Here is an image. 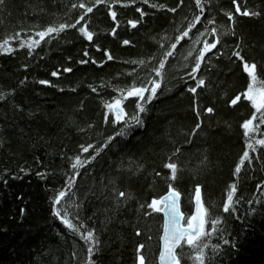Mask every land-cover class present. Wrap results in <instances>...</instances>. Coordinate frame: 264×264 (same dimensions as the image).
I'll use <instances>...</instances> for the list:
<instances>
[{
	"label": "trees",
	"instance_id": "16d2710c",
	"mask_svg": "<svg viewBox=\"0 0 264 264\" xmlns=\"http://www.w3.org/2000/svg\"><path fill=\"white\" fill-rule=\"evenodd\" d=\"M80 3L93 12L76 24L84 14ZM202 3L201 21L168 57L156 97L147 103L145 93V101H139L147 111L138 112V98L124 102L125 112H135L143 123L120 137L116 133L124 122L112 123L115 117L105 102L119 98L117 89L133 81L144 86L158 79L152 69L201 15L195 0H5L0 7V42L17 38L10 40L13 53H0V264H87L90 244L53 215V197L65 189L56 207L85 235L94 230L99 242L92 257L95 264H138L140 244L145 245L139 250L145 264H158L163 216L148 205L169 185L182 193L186 219L195 186H202L210 215L220 221V236L206 241L220 245L214 264H264V146L255 143L264 139V124L248 138L255 150L247 148L242 128L255 112L242 95L250 83L243 63H255L258 79L264 80V0ZM237 3L241 11L259 15L236 13ZM229 12L234 19L226 15ZM213 18L215 24H209ZM129 21H138L137 26ZM60 24L76 27L50 34L34 50L19 46ZM84 25L93 33L91 41L79 32ZM213 27L220 43L192 73L203 43L191 58L185 51L196 46L198 31ZM204 38L214 42V35ZM237 51L244 61L233 55ZM199 79L204 85L189 92ZM237 95L241 99L233 105ZM109 137L115 139L109 143ZM82 145L93 147L84 152ZM244 151L252 159L237 175ZM77 157L84 165L73 169ZM167 163L177 165L175 180L164 167ZM233 183L237 193L230 215L223 213V203Z\"/></svg>",
	"mask_w": 264,
	"mask_h": 264
},
{
	"label": "snow or ice",
	"instance_id": "6c2138e0",
	"mask_svg": "<svg viewBox=\"0 0 264 264\" xmlns=\"http://www.w3.org/2000/svg\"><path fill=\"white\" fill-rule=\"evenodd\" d=\"M105 0H95L96 4L104 3ZM118 2V0H117ZM134 2V0H133ZM144 3H148V0H143ZM183 0H181V3ZM235 3V0H233ZM197 6L200 7L201 15H196L194 20L189 23L187 30L183 31L177 38L176 43L171 45V49L164 53V58L159 61L158 67H154L152 71L155 73V77L148 81V85L144 86H136L135 81H133L132 85L125 89H117L119 91V98H114L113 102H105L104 107L108 110V112L114 114L113 124H118L121 121L124 122V126L120 129L119 132L116 133V136H126L128 131L132 129L134 125H142L143 121L141 117L135 112L132 115H128L124 109V102L129 97L138 98L136 102V109H138L139 113H144L147 111V108L143 103L139 101H145V93H149L147 96V103H151V101L156 97L158 89L161 87V83L164 79V69L167 63L168 57L174 55V50L176 49L177 44L181 41L185 40V38L189 37V33L197 27V24L201 21V16L204 12V5L202 0H195ZM5 5V0H0V7ZM73 8H76L77 5L73 4ZM80 9H84V14L80 16L79 20L76 21V24H79L80 21L85 19V16L88 13L93 12V7H88L84 3H80L78 5ZM152 7H156V5H152ZM160 7H164L161 5ZM137 11H140L137 9ZM169 11L175 12L176 8H171ZM236 13H239L242 16H257L258 12H252L249 10L241 11L240 5L237 3L235 7ZM143 15V13H141ZM112 20H116L117 13L112 11L110 13ZM229 19H234L231 12L226 13ZM132 27H136L138 21H129ZM209 24H215V19H211L208 21ZM76 24L68 25V24H60L58 27H47L44 31L37 32V36L39 39H30L26 41H22L20 43L21 48L27 47L30 50H34L37 48L41 41L45 39V37L49 36L52 33H55L57 36L64 31L66 28H75ZM231 31V30H230ZM79 32L86 37L87 40L91 41L93 39V33L88 31L87 25H84L79 28ZM217 33V29L215 27L211 28L209 32L207 28H205L204 32H199L195 40H193V44H198L201 42V37L205 35H214V42H209L207 39L203 40V48L200 49L199 54L196 57L195 67L192 69V73H196L200 70L201 63L205 60V55L211 52L213 49L217 48V45L220 43V37L215 35ZM228 33H226L227 35ZM231 34H235L231 32ZM17 38L16 36L10 37L9 39H4L3 42H0V53H13L15 49L12 47L10 43L11 39ZM125 44L129 43L128 41H124ZM31 54V53H30ZM87 55V53H85ZM191 55V52H189ZM234 56L239 58L241 61H244V57L241 55L239 51L233 53ZM108 60L112 59V56L108 55ZM87 61H81V63H86ZM139 63L143 64L144 61H139ZM256 64H249L248 62L243 63V71L247 73L250 78V83L247 86V91L242 93L244 98L251 103L252 108L255 109V112L252 114L251 119L244 121L242 124V128L244 129V136L246 138V142L250 137V134L258 131L259 126L264 124V80H259L257 77ZM67 72H71V68L65 69ZM53 76H56L57 73L53 72ZM191 75V73L189 74ZM195 79V77H193ZM41 84H48L49 81L42 80ZM205 83L204 79H199L196 81L195 87H190L188 89L191 93H196L197 88H200ZM96 89L93 88V91ZM0 98H4L0 96ZM241 99L240 95H237L235 99L231 101L233 105H235ZM206 111L208 113L213 112L212 108H207ZM257 113L259 114L257 116ZM197 116H199V112L197 111ZM128 119H125V117ZM107 120V117L105 118ZM259 121L258 124L254 125V121ZM197 128L200 127L199 124L196 125ZM109 143L115 139V137H109ZM2 143V142H0ZM260 146H264V139H259L255 142ZM93 147L92 145H88L87 147L81 146L84 152H87L89 148ZM104 147H108L106 143ZM247 148L255 150L254 144L251 142H247ZM102 150V149H101ZM100 153L97 151L96 155L98 156ZM95 159V156L92 157ZM252 158L249 154V151H244L239 163L235 168V173L238 175L241 172L242 166L245 164V161H250ZM84 162L80 160L79 157L75 159V162L72 164L73 169H77L79 167H83ZM164 167L171 170V180H175L177 178V165L175 163H167ZM23 171V170H22ZM79 173H77L78 175ZM41 178H44V174L38 173ZM73 183L72 178H69V185ZM237 193V184L233 183L229 186L226 201L223 203V213L232 214L235 212L233 207L234 204V196ZM67 194V189L59 191L54 195L52 200V206L55 209L53 215L58 218L66 228L79 236L85 243L90 244L87 249L88 260L87 264H95L92 257L95 251H99L96 247L99 243L95 238L94 230L87 231L85 235L80 231V228L72 223L70 219H68L66 214H62L61 209L56 207L61 204V201L65 198ZM119 196H124V192H119ZM180 193L173 189L171 185H169V192L167 195L161 197L160 200L153 199L151 204L148 207L152 208L154 211L163 212L165 216V221L163 224V235L160 237L162 241L161 250L159 252V264H214L213 257L217 254L220 245L219 244H210V238L213 235L220 236V232L217 230V226L220 223L219 219L213 218L210 215L209 208L205 205L202 200L201 190L199 187L195 189V197H194V207L195 214L190 215L187 220H185L184 214L180 210ZM143 207V205L141 206ZM211 226V231H208V226ZM139 235V233H137ZM224 245H229V240H223ZM145 245L140 244L137 252L139 253L140 249H144ZM187 249V250H185ZM138 264H145V256L143 254H138L137 256Z\"/></svg>",
	"mask_w": 264,
	"mask_h": 264
},
{
	"label": "water",
	"instance_id": "95a60500",
	"mask_svg": "<svg viewBox=\"0 0 264 264\" xmlns=\"http://www.w3.org/2000/svg\"><path fill=\"white\" fill-rule=\"evenodd\" d=\"M171 187H172L173 189H175L173 186H171ZM198 187H199L200 190H201L202 200L204 201L202 187H201V186H198ZM175 190L178 191V192L181 194V195H180V201H179V204H180V210H181V212L184 214L185 219H186V213H185V211H184V209H183V207H182V193H181L179 190H177V189H175ZM168 192H169V189H168V191H167L165 194H163L162 196H160V197L157 198L156 200H160L161 197L167 195ZM194 197H195V191H194V195H193V210H192V214H191V215H194V214H195ZM159 213L162 214V216H163V224H164V221H165L164 213H163V212H159ZM162 235H163V229H162ZM161 245H162V241H161ZM160 250H161V249H160ZM158 264H159V255H158Z\"/></svg>",
	"mask_w": 264,
	"mask_h": 264
},
{
	"label": "rangeland",
	"instance_id": "374dc122",
	"mask_svg": "<svg viewBox=\"0 0 264 264\" xmlns=\"http://www.w3.org/2000/svg\"><path fill=\"white\" fill-rule=\"evenodd\" d=\"M203 40H205V38L204 37L203 38L201 37V42L200 43H203ZM197 46H198V44H196V46L192 47V49H188V52L185 51L186 53L184 54V56H187L188 58H191L192 55H193V52H194V50L196 49ZM189 52H191V55H189Z\"/></svg>",
	"mask_w": 264,
	"mask_h": 264
},
{
	"label": "bare ground",
	"instance_id": "6f19581e",
	"mask_svg": "<svg viewBox=\"0 0 264 264\" xmlns=\"http://www.w3.org/2000/svg\"><path fill=\"white\" fill-rule=\"evenodd\" d=\"M198 186H201V185H196L195 186V189H196V187H198ZM202 187V186H201ZM169 189V188H168ZM195 189H194V191H195ZM203 190V189H202ZM165 194V193H164ZM162 196V195H161ZM192 204H193V197H192ZM193 208V207H192ZM193 210V209H192ZM191 214H192V211H191ZM161 236H162V234H161ZM160 249H161V240H160ZM138 254H143V253H141L140 251H139V253L137 252L136 253V256H135V258H136V260H137V262H138V259H137V256H138Z\"/></svg>",
	"mask_w": 264,
	"mask_h": 264
}]
</instances>
